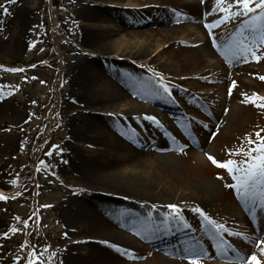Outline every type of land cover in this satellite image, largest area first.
<instances>
[{
	"label": "bare ground",
	"instance_id": "6f19581e",
	"mask_svg": "<svg viewBox=\"0 0 264 264\" xmlns=\"http://www.w3.org/2000/svg\"><path fill=\"white\" fill-rule=\"evenodd\" d=\"M1 1L0 58H7L27 48L37 0ZM124 1L68 0V3L76 4L70 27L65 29L55 23L47 39V44L52 49L71 56L65 68L58 73L59 83H68L67 92L57 98V105L53 110L56 113L60 107V114L66 118L65 137L47 168L62 176L75 177L81 183L71 186L70 191H65L71 195L64 197L61 204L53 210L59 218L58 222L64 227L82 228L78 240L69 233L62 236L60 246L63 264H148L145 260H138L141 257H153L154 264H189L183 259L185 252H178L177 248L165 251L156 250L157 247L150 251L144 248L141 242L146 241L145 237L152 232V228L147 226L150 221L159 222L166 215L171 223L178 219L191 221L193 234L191 232L189 235L194 236L195 240L201 227L197 225L193 213H203L215 223L225 221L230 227L235 226L236 218H243L229 195L224 194L217 200L215 193L218 192V187L226 184V179L224 181L221 176L208 182V185L203 180L200 182L195 179L194 191L189 189L184 198L143 173V167L147 163L174 171L177 159L182 161V153L175 154V145H170L169 139L181 137L184 133L178 121L173 118L172 121L177 126L154 128L150 124L154 121L162 124L157 111L143 102L154 100L148 95L155 82L138 71L158 74V82L162 81L172 91L171 97L181 101L178 106L184 111V119L199 123L195 117L198 110L191 100H183L178 91L185 93L187 97H194L200 103H213L215 109L222 112L217 120L218 126L223 130L220 135L230 136L233 124L243 115L242 110L248 98L254 95L253 90L257 84L254 78L258 77V72L248 59L245 60L242 55H234L230 50V46L233 49L235 47L231 36L229 42L224 43V40H228L232 22H236L232 29L242 27L250 33L247 21L253 14L237 15L241 10L235 7L236 0L224 3H218V0H194L190 3L180 0L173 6V10L165 7L166 0L144 3H138L141 0ZM229 5H232L231 18L224 10ZM139 6L149 17L163 16L153 29L164 38L157 39L164 42L168 40L166 46L161 48L168 50L165 54L172 45H185L186 42L182 40L186 39L189 45L194 46V49L187 50L193 52L191 59L196 64L206 63L204 67L197 72L185 73V67H171L166 61L168 57L162 60L152 57L158 55L160 45L150 51L152 46L146 41L138 44L136 40L143 38L145 32L135 29L148 20L130 23L126 20L125 13L132 10L128 7ZM178 11L183 15L177 21L181 26L175 28L172 26L170 13L177 14ZM258 13L259 9L255 14ZM226 19L229 21H225ZM132 40L139 46H134V50L125 46L118 53V41L129 44ZM127 63L141 66L127 70ZM235 74L240 75L238 85L235 84ZM211 82L213 84L208 87ZM103 84L110 85L109 91L104 90V95L100 90ZM6 91L5 83L1 82L0 116ZM235 93L239 97L229 98L227 102V98L233 97ZM148 117L154 119H147ZM125 125H134L138 130L148 131L150 141L148 139L146 144H140L132 139L131 145L126 143ZM8 131L4 134L6 139H3L7 146L10 149L22 146L16 137V128L11 127ZM209 155L207 150L202 154L191 152L188 154V162L195 169L202 170L206 167L204 161ZM144 156H147V160L143 159ZM2 168L0 166V182ZM2 187L0 185L1 189ZM169 206H175V214ZM218 206L221 207L217 209ZM144 207L153 212L150 214L152 218L146 214ZM244 229H251L247 221L243 222ZM189 231L188 228L186 232ZM259 234H264V231ZM250 239L252 248L241 261L245 262L251 255L264 261V255H261L264 237L259 240L254 235ZM84 246L87 250L79 257L77 253ZM241 261L234 260L232 264ZM0 264L15 263L0 261Z\"/></svg>",
	"mask_w": 264,
	"mask_h": 264
},
{
	"label": "rangeland",
	"instance_id": "374dc122",
	"mask_svg": "<svg viewBox=\"0 0 264 264\" xmlns=\"http://www.w3.org/2000/svg\"><path fill=\"white\" fill-rule=\"evenodd\" d=\"M146 1L150 0H141L138 3ZM0 2L2 1L0 0ZM124 2L133 1L125 0ZM179 2L180 0H166L165 4L171 9ZM75 7L76 4L68 3V0H37L34 8V24L28 33L27 48L17 55L7 57L8 59L4 56L0 58V83L4 82L7 87L0 116V166H3L2 181L0 182L3 187L0 188V195L4 197L0 200L1 262L12 261L15 264H29V260L33 259L30 254L36 253L40 255L43 264H63L60 246L62 236L69 233L77 240L81 236L82 228L64 227L58 222L59 218L53 212L64 197L71 195L65 191H70L71 186L81 183L75 177L62 176L53 172L51 168H47L53 162V156L65 137L66 118L60 114V107L56 113L53 110L57 105L55 102L57 98L64 95L68 88L66 81L59 83L58 73L60 69L65 68L67 61L71 58L70 54L52 49L47 44V39L54 25L60 24L65 29L70 27ZM128 8L132 10L126 11L125 15L126 20L130 23H143V19L148 18V22H144L135 29L145 32V36L136 41L138 44L146 41L148 45L152 46L150 51L160 45L158 55L152 56L154 59L162 60V58L168 57L166 61L171 67L174 69H177V66L180 69L185 67V73L197 72L204 67L206 63L196 64L191 59L193 52L187 50L194 49V46L189 45L186 39L182 40L184 43L186 42L185 45H172L170 51L165 54L168 50L161 48L166 46L168 40L164 42L162 40L164 38L158 35L156 29L152 28L154 24H158L161 16L158 18L148 17L140 6ZM171 17L174 15L171 14ZM176 26L173 23V27H180ZM239 30L243 35L242 29L239 28ZM233 31H231V35L235 37L233 41L235 43L239 37ZM257 36H259L258 33ZM157 37L162 39L159 40ZM136 41L132 40L129 44L118 41L116 43L119 48L118 53L125 46L132 48L139 46L134 43ZM257 46L259 51L256 55L259 59L248 57L258 72V77L254 78L257 83L253 90L255 95L248 98L247 106L242 110L243 115H240L233 124L229 132L230 136H221L223 130L216 122L217 129L213 141L212 143L208 142L205 148L217 162L222 163L228 159L242 160L244 157L235 155V153L247 151L248 139L256 140L257 133L264 137V107H257L258 104H264V100L255 99L257 97L264 98V79H261L264 77V69H262L264 68V45L258 44ZM135 66L140 67L141 64L127 63L126 69L134 70L137 68ZM138 72L151 81L155 80L154 77L158 75L151 72ZM181 73L184 74V72ZM239 78L240 75L235 77L236 85L239 83ZM109 86V84H103L100 87L102 95L105 94L104 90L109 91ZM179 92L182 98L192 101L191 97ZM160 94L162 98L166 96L163 92ZM242 96L244 97V91H242ZM238 97L239 95L235 93L228 99ZM250 99H255V103L249 102ZM221 113H218V119ZM11 127L16 128V137L22 144V146L13 149H10L3 140L7 137L4 134ZM125 128L127 130L125 142L127 143H130L132 139L135 141L138 139L139 143H145L150 138L146 134L139 137V131L134 125H125ZM148 157L151 159L150 156ZM181 158L182 161L177 159V167L174 171L158 164L151 166L147 163L143 167V173L153 178L158 184L170 187L173 193H179L184 198L187 197L189 189L194 191L195 179L200 182L203 180L208 185V182L211 183L212 180H217L221 176L224 181L226 179V184L223 183L218 187L215 196L219 201L222 195L230 194V190L227 189L228 175L225 169L214 164L209 166L206 160L204 161L205 168L195 169V166L188 162L187 154ZM143 159L147 160V156H144ZM194 171L199 173L195 174ZM220 207L218 206L217 209ZM145 210L147 211V209ZM86 250L85 246L82 247L77 255L81 257V253L85 254ZM138 260L154 264L153 257H141ZM37 264L40 262L37 261Z\"/></svg>",
	"mask_w": 264,
	"mask_h": 264
},
{
	"label": "snow or ice",
	"instance_id": "6c2138e0",
	"mask_svg": "<svg viewBox=\"0 0 264 264\" xmlns=\"http://www.w3.org/2000/svg\"><path fill=\"white\" fill-rule=\"evenodd\" d=\"M10 2H15V0H10ZM218 3H224V0H218ZM235 7L241 10L236 13L237 15L247 16L253 14L247 21V27L251 33V38L249 36L241 35L239 39L235 40L234 49L230 46V50L233 51L234 55H242L245 60H247L249 56L258 60L259 57L256 53L259 51V47L257 45H264V0H236ZM257 9H259V13L255 14ZM224 10L228 12L229 18H231L233 14L232 5H229ZM4 12L5 14L7 13L6 8L4 9ZM257 33L259 34L258 40L256 37ZM261 79H264V77H261ZM159 87L164 93H169L168 87L162 81L160 82ZM255 99L264 100V98L259 97ZM255 99H250L249 102L255 103ZM258 106L264 107V104ZM147 119L152 120L154 118L148 117ZM256 137V140H252L251 138L248 139L249 147L246 152L240 151L235 153V155H242L244 157L242 160L236 161L228 159L221 163L217 162L211 156H209L208 159L211 160L214 165L225 169L231 175L235 183L230 185V187L236 190L241 200L250 202L253 206H257L258 204L264 206V137H262L260 133H257ZM2 199H4V197L0 195V200ZM169 207L175 214V206ZM201 215H203V213H201ZM203 218L215 231L217 236L220 237L218 246L223 249L224 241L220 234L226 231L224 225L215 223L207 216H204ZM229 235H231V233H229ZM218 254L227 255V251L224 250ZM30 255L33 259L29 260V264H37V261H39L40 264H43L40 255L36 253ZM200 255V253H193V257L190 259L189 264H198ZM261 255H264V249H261ZM246 264H264V261L258 259L256 255H251L247 259Z\"/></svg>",
	"mask_w": 264,
	"mask_h": 264
}]
</instances>
